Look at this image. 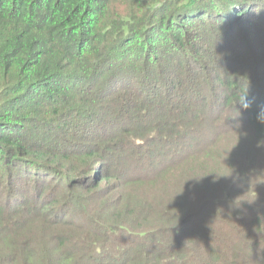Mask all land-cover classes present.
<instances>
[{"label": "trees", "instance_id": "trees-1", "mask_svg": "<svg viewBox=\"0 0 264 264\" xmlns=\"http://www.w3.org/2000/svg\"><path fill=\"white\" fill-rule=\"evenodd\" d=\"M261 107L264 0H0V264H264Z\"/></svg>", "mask_w": 264, "mask_h": 264}, {"label": "rangeland", "instance_id": "rangeland-1", "mask_svg": "<svg viewBox=\"0 0 264 264\" xmlns=\"http://www.w3.org/2000/svg\"><path fill=\"white\" fill-rule=\"evenodd\" d=\"M263 151H264V150H263ZM261 153H262V152H261ZM261 153H260V154H261ZM259 160H260V159H259ZM259 160H258V161H259ZM251 163H252V162H251ZM251 167L253 168V167H255V166H249L248 172H251V173L248 175V177H247V179H246V182L248 183L247 187H245V188H243V190H241V189L239 188L240 183H235V182H230V181H228L229 183H231V184H228V185L231 187V189L228 190V193H229V194H230V191H234V190H236V189H237V191H238V189H239V190L243 191V198H244V197H246V198L249 197V198L251 199L250 196H252L253 192H251L250 190H252V189H254V187H256V185L259 183V182H258L259 178H260V182H264V178H263V176H264V160L259 161L255 169H250ZM246 169H247V168H245V170L242 171V172L247 171ZM234 171H236V173H235V178H236V177H237V178H241L242 174L240 173V168H239L238 170L234 169ZM239 173H240V174H239ZM237 174H239V175H237ZM233 178H234V177H233ZM225 182H226V180H225L223 183H225ZM131 188H133L134 190L137 189V191L140 192L141 199H143V200H150L149 198L152 197L151 194H149V193L147 192V190H146L147 188H145V187H141V186H139V185H133ZM238 194H239V191H238L235 195L238 196ZM235 195H234V196H235ZM141 199H140V200H141ZM228 201H230V199H227V198H226L224 204H226ZM223 206H224V205H222V207H223ZM242 214H244V213H242ZM244 216L247 217L246 214H244ZM220 217H221V218H220ZM220 217H218V222H220V223H225V224H227V225L230 226V227H233V226H234V224H233L232 222H230L228 219H226V217H225L223 214H222ZM223 220H224V221H223ZM249 220H250V219H248V221H249ZM246 225L249 226V223H247ZM247 226H246V227H247ZM143 228H144V227H143ZM143 228H142V229H143ZM246 232H247V229H246ZM235 247H236V246H235ZM224 252H225V251H224ZM243 253H244V255H245V260H246L245 264H250L251 259H252V256L246 254V249L243 250ZM260 253H262V252H260ZM226 254H227V253H226ZM197 264H199V263H197ZM233 264H234V263H233Z\"/></svg>", "mask_w": 264, "mask_h": 264}, {"label": "clouds", "instance_id": "clouds-1", "mask_svg": "<svg viewBox=\"0 0 264 264\" xmlns=\"http://www.w3.org/2000/svg\"><path fill=\"white\" fill-rule=\"evenodd\" d=\"M238 102L245 109L249 108L251 106V103H252L251 101L246 99L245 95ZM256 118L261 124H264V107L260 108L259 112L257 113Z\"/></svg>", "mask_w": 264, "mask_h": 264}]
</instances>
